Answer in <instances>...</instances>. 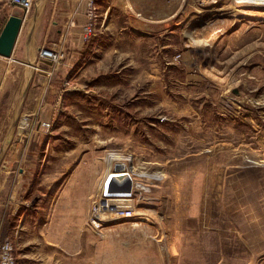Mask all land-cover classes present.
<instances>
[{
	"label": "rangeland",
	"instance_id": "374dc122",
	"mask_svg": "<svg viewBox=\"0 0 264 264\" xmlns=\"http://www.w3.org/2000/svg\"><path fill=\"white\" fill-rule=\"evenodd\" d=\"M93 13L80 56L58 52L64 70L1 131L0 248L14 264H264V0Z\"/></svg>",
	"mask_w": 264,
	"mask_h": 264
},
{
	"label": "crops",
	"instance_id": "0c3cea01",
	"mask_svg": "<svg viewBox=\"0 0 264 264\" xmlns=\"http://www.w3.org/2000/svg\"><path fill=\"white\" fill-rule=\"evenodd\" d=\"M35 2L27 13L11 11L0 28L1 33L12 15L22 20L11 57L0 58V143L1 137H4L2 133L4 128L8 130L14 114L22 112L23 101L29 95L33 82L40 81L41 78L48 80L52 76H57L58 71L64 70L65 62L64 64L57 62L55 65L51 64L52 61H49L50 64L44 63L37 58L38 52L41 49L57 54L61 52L64 57L72 60L80 56V34L85 23V0H35Z\"/></svg>",
	"mask_w": 264,
	"mask_h": 264
},
{
	"label": "built area",
	"instance_id": "2783aa9c",
	"mask_svg": "<svg viewBox=\"0 0 264 264\" xmlns=\"http://www.w3.org/2000/svg\"><path fill=\"white\" fill-rule=\"evenodd\" d=\"M86 2V17L87 20L91 23L94 19V0H85ZM11 4L17 8L19 11L27 13L31 10L32 7V0H12ZM84 38H88L91 34V24L87 25L84 28ZM39 59L45 61V59H49L53 63H57L58 54L46 49H41L39 51ZM1 58V57H0ZM47 126V125H44ZM0 264H14V260L12 258V246L8 242H4L0 248Z\"/></svg>",
	"mask_w": 264,
	"mask_h": 264
},
{
	"label": "water",
	"instance_id": "95a60500",
	"mask_svg": "<svg viewBox=\"0 0 264 264\" xmlns=\"http://www.w3.org/2000/svg\"><path fill=\"white\" fill-rule=\"evenodd\" d=\"M22 20L16 15L8 18L0 33V57L8 59L12 55V51L18 37Z\"/></svg>",
	"mask_w": 264,
	"mask_h": 264
}]
</instances>
